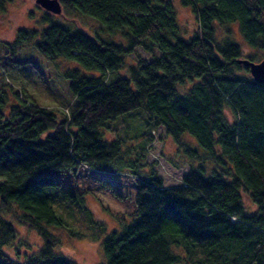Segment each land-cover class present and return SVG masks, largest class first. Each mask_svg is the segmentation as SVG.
<instances>
[{"label": "trees", "instance_id": "16d2710c", "mask_svg": "<svg viewBox=\"0 0 264 264\" xmlns=\"http://www.w3.org/2000/svg\"><path fill=\"white\" fill-rule=\"evenodd\" d=\"M13 1L0 0V11ZM60 1V18L44 9L41 29L22 27L10 43L32 42L47 59L75 65L65 73V105H42L19 90L10 105L0 93V264H80L57 252L61 238L51 227L69 229L49 189L78 200L69 212L82 213L92 238L106 231L80 193L62 188V176L80 165L109 172L127 165L121 141L105 139L100 127L139 108L149 130L141 150L148 154L163 128L195 163L178 185L155 171L133 172L138 218L103 239L106 264H264V84L238 61L242 48L227 29L236 24L257 50L246 58L262 60L264 0ZM178 4L196 20L187 38ZM186 133L200 148L183 140ZM12 204L42 238L37 250L14 246L18 230L2 215Z\"/></svg>", "mask_w": 264, "mask_h": 264}, {"label": "rangeland", "instance_id": "374dc122", "mask_svg": "<svg viewBox=\"0 0 264 264\" xmlns=\"http://www.w3.org/2000/svg\"><path fill=\"white\" fill-rule=\"evenodd\" d=\"M37 6L36 0H14L5 10L0 11V93H9L7 103L10 105L19 103L20 100L15 95L16 90H19L27 93L39 104L57 107L65 105L71 96L69 80L65 73L68 67L74 66L75 63L62 58L47 59L32 42H24L14 47L10 45L20 28H37V22L41 23L40 15L44 8ZM178 9L181 33L187 38L193 34L196 20L190 8L178 7ZM57 15V18L61 17V14ZM228 26L230 32H235L233 38L242 48V58L257 51L247 44L239 31L237 32L236 24ZM224 36L225 28L220 27L218 38ZM137 49L138 56L147 60L152 59V56L143 49ZM137 55L132 56L137 59ZM115 76L117 75H109L110 81ZM227 111L228 117L232 118V111L230 109ZM144 118H146L144 110L139 108L116 119L108 120L100 127L105 139L121 141L122 155L128 163L122 169L117 167L120 171L109 172L104 167L97 170L80 165L76 170H70L62 176V188L80 193L85 204L92 210L93 217L106 224V231L99 232L95 238H92L90 236L92 229L89 228L88 222L82 224L84 219L82 213L69 212V202H72L74 206L72 208H75L78 200L72 196L65 199L60 191L49 189L53 194L51 203L56 212L66 218L69 229L58 231L59 227H51L61 238L57 252L79 261L80 264H106L102 250L103 239L110 231L121 230L124 225H129L138 218L135 201L138 176L133 172L139 171V176L149 177L155 171L163 177L165 185H178L182 183V177L189 172L192 163H195L183 151H179L177 143L171 136L165 134L163 128L157 129L155 139L150 141L149 153L141 150L149 140V130ZM183 140L200 148L196 139L187 133L183 135ZM109 169L113 168L109 167ZM107 177H110L109 183L105 181ZM245 203L247 211L255 209L248 198ZM19 212L15 204L2 212L4 218L11 221L18 230L19 235L14 246L35 251L42 245V238L35 230L22 225ZM70 232L73 234L71 235ZM22 242L31 246L22 245ZM10 252L16 254L14 248H11Z\"/></svg>", "mask_w": 264, "mask_h": 264}, {"label": "water", "instance_id": "95a60500", "mask_svg": "<svg viewBox=\"0 0 264 264\" xmlns=\"http://www.w3.org/2000/svg\"><path fill=\"white\" fill-rule=\"evenodd\" d=\"M36 3L54 14H60L63 10L60 0H36ZM238 61L250 69L251 75L257 83L264 84V58L258 62L247 58Z\"/></svg>", "mask_w": 264, "mask_h": 264}]
</instances>
